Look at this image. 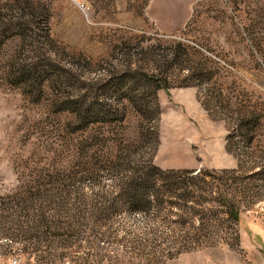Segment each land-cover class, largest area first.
I'll use <instances>...</instances> for the list:
<instances>
[{
    "label": "rangeland",
    "instance_id": "374dc122",
    "mask_svg": "<svg viewBox=\"0 0 264 264\" xmlns=\"http://www.w3.org/2000/svg\"><path fill=\"white\" fill-rule=\"evenodd\" d=\"M0 264H264V0H0Z\"/></svg>",
    "mask_w": 264,
    "mask_h": 264
},
{
    "label": "trees",
    "instance_id": "16d2710c",
    "mask_svg": "<svg viewBox=\"0 0 264 264\" xmlns=\"http://www.w3.org/2000/svg\"><path fill=\"white\" fill-rule=\"evenodd\" d=\"M149 176L148 175H144V172H137L134 173L132 176V180L133 183L137 186V188L139 189L136 193L135 196L136 197H143L144 196V188L142 186V184L144 182H148L149 180ZM234 218L237 220V222H239L240 220V215L238 213H233Z\"/></svg>",
    "mask_w": 264,
    "mask_h": 264
},
{
    "label": "built area",
    "instance_id": "2783aa9c",
    "mask_svg": "<svg viewBox=\"0 0 264 264\" xmlns=\"http://www.w3.org/2000/svg\"><path fill=\"white\" fill-rule=\"evenodd\" d=\"M12 261H13V262H15L16 260H15V259H13Z\"/></svg>",
    "mask_w": 264,
    "mask_h": 264
}]
</instances>
